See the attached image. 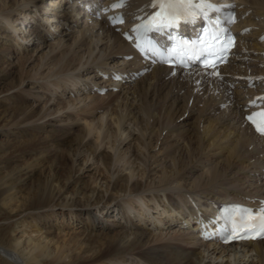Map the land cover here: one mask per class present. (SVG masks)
Returning a JSON list of instances; mask_svg holds the SVG:
<instances>
[{"label":"bare ground","instance_id":"1","mask_svg":"<svg viewBox=\"0 0 264 264\" xmlns=\"http://www.w3.org/2000/svg\"><path fill=\"white\" fill-rule=\"evenodd\" d=\"M135 1L134 8L145 7V0ZM242 1L260 19L250 22L258 36L264 31V0ZM0 2V19L4 20L7 27L16 31L14 24L17 21L19 27L22 23L29 25L25 29L27 34L17 37L22 39L20 43L32 42L36 37L43 40L37 46L38 50H34L40 52L34 59L41 61L39 67L28 75L23 74L22 70L18 72L17 83L9 88L18 89L3 98L9 105L0 120V217L14 219L23 225L28 223L30 228H36L21 231L22 234L12 240L14 246L0 242V256L5 264H264V240L246 242L240 247L231 244L225 248H217L211 243L200 244L197 235L190 228L192 234H177L172 231L170 235L175 234L174 240L165 241L167 237L162 232L150 233L144 227L132 223L129 212H133V207L125 213L131 227L117 219L111 224L110 221L115 218H100L102 213L109 212L113 201L119 204L111 212L118 209L121 202L129 204L135 201L140 210L138 215L142 217L149 209L146 208L149 206L143 204L155 197L160 199L158 203L153 199L154 205L151 206L156 216L151 215L148 224L155 225L153 228L158 231L161 228L156 223L162 224L163 229L166 227L164 220L168 225L173 219L182 215L186 217V210L176 203V199H181L182 196H197V203H202L204 198L221 202L237 200L236 196L241 193L251 197L264 191V179L256 174L255 169L258 165H264V146L260 141V150L257 149L256 138L237 121L239 116L236 110L220 109L219 101L206 99L208 96L202 99L198 94L203 90L201 87L190 79L179 78L180 75L165 76L168 72L165 68H154L150 74L134 81L117 83L114 85L119 87L116 93L106 96L107 92L102 98L90 94L89 97L92 98L74 95L64 102L60 98L48 97L46 102L53 104V108L26 105L27 99L18 94V91L26 92L25 87L28 84H38V79H47V84L53 85L55 89L59 88L56 91L71 92L69 88L64 89L62 86L78 85L89 93V83L97 84L98 71L108 65L116 66L123 58L119 57L112 62L108 60L113 55L122 56L130 51L116 32L104 27L95 32L91 28L85 30L79 22L76 37L63 34L54 42L44 45L42 43L49 39L50 29L40 24L32 26L28 23L35 20L33 12L38 7L35 5L39 4L38 0H23L24 3L16 0L11 3L8 0ZM77 2L78 0H71V3L49 0L47 6L51 7L43 11L42 18L51 22H60L71 18L70 16L75 18L76 13L72 11V7ZM27 10L29 17L18 20ZM48 11L52 13L46 14ZM42 26L46 29V33L42 32L45 36L39 30ZM17 40L12 38L10 43L15 41L19 44ZM253 44L255 49L264 50V42ZM44 48H48L46 52ZM33 54L18 58L20 68ZM2 55L1 60L6 63L1 69L4 72L11 64L9 58L14 55V49L7 48ZM255 61L264 62V58L255 57ZM241 63L246 68L250 67V63ZM90 66H94V72L80 77L81 72ZM9 71L2 74L0 84L2 77L10 74ZM69 71L76 78H66L69 81L65 82L63 73ZM62 76L63 84L59 82ZM185 76L191 77L192 74ZM41 85L39 83L38 87ZM4 91L7 89H2L0 93ZM214 95L218 97L219 93ZM87 100L90 101L86 102ZM76 105L81 106L80 109L70 111L69 117L81 116L89 121L78 123V119L67 118L66 114L60 116L65 108H74ZM192 113L193 116H199L192 121L196 126L185 128L187 118ZM208 115L216 116L219 126L224 127L215 131L214 123L204 120ZM200 120H204L202 124ZM63 121L75 123L77 127L74 129L71 125L65 128ZM91 135H95L93 140L89 139ZM67 137L74 146L71 150L68 149L72 152L71 165L65 162V155L57 150ZM132 140L134 144L120 151L126 142ZM102 145L106 148L101 149ZM78 154L86 155L81 165H86L90 158H95L103 165L109 174L108 179H99V183L101 180L104 183L103 189L81 181L79 171L72 166ZM200 166L205 167V171L194 176ZM253 180H257L256 184L251 182ZM101 185L102 183L99 186ZM103 191H110L106 200H103ZM16 194H19V200L16 199ZM125 195H128L125 199L129 198L130 201L115 197ZM12 199L15 201L11 203ZM166 205L170 208H166ZM171 207L181 209L182 215L173 218L169 215ZM56 215L63 216L59 222L62 219H66V222H78L77 218L82 217L83 221L80 223H84L87 233L72 234L66 239L63 237L65 234L62 236L54 229L42 232L39 221L47 217L56 219ZM163 215H166V219ZM56 226L60 229L59 225ZM132 227L134 228L131 229ZM33 232L34 235L38 232L40 235L32 238ZM81 235H84L82 239ZM51 243L55 244L53 248ZM199 248L202 249L198 251ZM217 251L220 256H216ZM44 256L49 257V260ZM219 258L222 259L219 261Z\"/></svg>","mask_w":264,"mask_h":264},{"label":"rangeland","instance_id":"2","mask_svg":"<svg viewBox=\"0 0 264 264\" xmlns=\"http://www.w3.org/2000/svg\"><path fill=\"white\" fill-rule=\"evenodd\" d=\"M1 1V0H0ZM10 3H11V1L12 0H8ZM47 1H49V0H38V3L39 4H35L36 6L38 5V7H36V9H35V11L33 12L34 13V16H35V20L34 21H32V26H40L41 24H42V22L38 19V17L39 16H41V17H44L42 14V12L43 11H45V9H47V8H49V7H51V5L49 6H47V4L49 3V2H47ZM16 2H19V3H24L23 2V0H16ZM1 3V2H0ZM19 3H17V5L16 6H18V4ZM34 5V4H33ZM15 6V7H16ZM53 6V5H52ZM28 11L29 10H27L26 12H24V16L22 17H19L18 18V20H20V19H23V20H25L26 18H27V16H28ZM36 14V15H35ZM39 15V16H38ZM50 15V14H49ZM29 17V16H28ZM71 18H66V19H64V20H62V21H65V22H67V23H69V25L64 29V28H62L61 30L59 29L58 30V28H60V24H59V26H58V28L56 29V30H53L52 32H51V38H49V39H46V41L44 42V43H42V44H50V43H52V42H54L55 40H56V38L57 37H60L61 35H63V34H65V35H70V36H75L76 37V34H78L79 32L77 31L78 29H79V27L77 26V20H75V18H73L72 16H70ZM72 20H74V22L72 21ZM50 21V20H49ZM72 21V22H71ZM71 22V23H70ZM5 22H4V20H2L1 21V19H0V77L2 76V74L6 71V70H10L9 72H10V74H8V75H6L5 77H2V80H1V84H0V91H2V89H7V91H4V92H1L0 93V120L3 118V115L5 114V109L8 107V101H6V100H3V98L5 97V95H8V94H11V92H13V91H16L17 89H18V87H16L15 88V90H10L9 88L11 87V86H13L15 83H17V77H18V74L20 73V72H22L23 71V74H26V75H28V74H32V73H34L35 72V69H37L38 67H39V65H40V63H41V61L40 60H38V61H35L34 59H35V55H37V54H40V52H34V50H38L37 49V46L41 43L40 41H43V40H41V39H37V37L36 38H34V40L32 41V42H28V41H26V42H24V41H22L21 43H20V40H22V39H20L19 40V38H17L18 36L20 37V36H23L24 35V31H25V29L27 28V26L25 25V24H21L20 26L21 27H19V24H18V21L17 22H15V24H14V27H15V30L16 31H14V30H12V29H10L9 27H7V25L6 24H4ZM28 23H31V22H28ZM37 23H38V25H37ZM44 23V22H43ZM59 23V22H58ZM40 24V25H39ZM44 25V24H43ZM58 25V24H57ZM76 25V26H75ZM43 27V26H42ZM18 28V29H17ZM47 28V27H46ZM58 30V31H57ZM17 31H18V33H17ZM19 31H21L20 33H19ZM25 32H27V31H25ZM42 33V32H41ZM26 34V33H25ZM43 34V33H42ZM44 35V34H43ZM45 36V35H44ZM56 36V37H55ZM15 37V38H14ZM12 38L14 39V40H17V42L19 43V44H17V43H15V41H12V43H10L11 42V40H12ZM47 42V43H46ZM7 48H12V50L14 49V55H12V57H10L9 58V60L11 61V64H10V66H7V68L5 69V71L3 72H1V69H3L5 66H6V63H4L3 62V60H1V57L3 56L2 54H3V52H5L6 51V49ZM47 49L48 48H44V51L46 52L47 51ZM34 53V54H33ZM33 54V57H31V59H29L23 66H21V68H20V64H18V58L20 57H23V56H29V55H32ZM80 54V53H79ZM78 54V55H79ZM114 57H116V58H114ZM119 57H122L120 54H116V55H113L108 61H110V62H112L113 60H118L119 59ZM19 58V59H20ZM12 65V66H11ZM37 65V66H36ZM92 67H94V66H90V67H86L81 73L82 74H80V77L84 74H89V73H91V72H94V70L92 69ZM20 68V69H19ZM19 70V71H18ZM22 70V71H21ZM25 70V71H24ZM29 70V71H28ZM19 72V73H18ZM64 75H65V82H68L69 80H67L66 78H71V76H74L73 75V72L72 71H69V72H65V73H63ZM71 74V76H69ZM83 79V78H82ZM13 80V81H12ZM46 80V81H45ZM45 80H37V82H39L40 83V85H41V83H42V85L40 86V87H38V84H35L34 86L32 85V84H28L26 87H25V89H26V92H23V93H21V92H19L18 91V94H20L22 97H25L27 100H26V105H28V104H32L33 105V107H51L52 106V108H53V104L52 105H50V104H48V102H46V99L49 97V99L51 98H53V99H55V98H60V99H62L64 102H66L67 100H69V99H71V98H73L72 96H74L75 94H73L72 96H69V94H68V92L69 91H56L57 89H59V88H56L55 89V87L53 86V85H49V84H47L48 83V81H47V79H45ZM45 81V82H44ZM59 82H61L62 84H63V76L59 79ZM25 83H26V81L23 83V85H25ZM48 86V87H47ZM34 87V88H33ZM62 88H64L63 86H62ZM65 89V88H64ZM70 90V89H69ZM76 95L77 96H79V97H83L84 96V98L85 97H88V98H92V97H89V94H86L85 92H83V90H80V88L78 87V89L76 90ZM29 93V94H28ZM71 93V92H70ZM113 92H108L107 93V95L106 96H108V94H112ZM100 96V95H99ZM102 97H104L103 95L101 96V98ZM35 99V100H34ZM90 100H87L86 102H89ZM46 102V103H45ZM85 102V103H86ZM154 103V102H153ZM46 104V105H45ZM45 105V106H44ZM82 105V104H81ZM79 107H81V106H79V105H76V107H74V108H70V109H67V108H65L64 109V111H61V113L62 114H60V116L61 115H65L66 114V116H67V118H71V119H78L79 121H78V123H81V122H87V121H89V119H85V118H82L81 116H76V117H73V116H71V117H69V113H70V111H72V110H77V109H80ZM179 113V112H178ZM74 115H75V112L73 113ZM77 114V113H76ZM199 115H200V113H199ZM184 116H187V115H185L184 114ZM199 116H198V114H196L195 116H193V113L187 118V120H188V122L186 123V126L187 127H185V128H188V127H192L193 128V126H196V124H192V121H194V119H196V118H198ZM216 116H210V115H208L204 120H210V121H212L211 123H214V130L216 131V129H217V131H218V129H219V127H224L223 125L222 126H219L220 125V122L219 121H217V119L215 118ZM203 120V121H204ZM215 120V121H214ZM203 121H201L200 120V123L202 124L203 123ZM70 121H63V124H64V126H65V128H68V127H70L71 125H72V128L74 127V129L77 127V125L75 124V123H69ZM175 123H177L176 121H175ZM216 123V124H215ZM79 125V124H78ZM191 125V126H190ZM67 126V127H66ZM183 128V127H182ZM186 130V129H185ZM214 131V132H215ZM189 132V131H188ZM187 132V133H188ZM21 135H23V133H20ZM172 135H174L173 133H172ZM94 136L95 135H91L90 137H89V139L90 140H93V138H94ZM2 137H0V139H1ZM161 138H162V136H161ZM69 139L70 138H68L67 137V139H65V141L61 144V145H59L58 147H57V150L59 151V152H61V153H63L64 155H65V162H67V164L68 165H71V157H70V154L72 153L71 151H69L68 149H72L74 146H72L73 144H71V142H69ZM132 145V144H134V140H132V141H130V142H126V144H124L125 146H123L122 148H120V151H124V149L126 148V146H128V145ZM182 144H184V142L182 143ZM54 146V145H53ZM122 146V145H121ZM103 148H106V146L105 147H103V145L101 146V149H103ZM67 149V150H66ZM70 149V150H71ZM68 151V152H67ZM66 152V153H65ZM125 152H126V150H125ZM129 155V153L126 155V157ZM26 157H28V156H26ZM86 157V155L85 154H78V155H76L75 156V158H74V161H75V163L72 165L73 166V168L74 169H77L79 172H78V174L80 175L79 177H81L80 179H81V181L82 182H86V183H88V184H90L91 183V186H95L96 185V188L97 187H99V189L101 190V189H103L104 188V183L102 182V180L100 181V183H99V179L102 177V179L103 178H106V179H108L109 178V174L107 173V171L103 168V165L100 163V162H98V161H96L95 160V158L94 159H92V158H90L88 161H87V163H86V165H81L82 163H83V159ZM76 164V165H75ZM65 166V164H63V167ZM205 167H203V166H200V169L199 170H197L196 172H194L195 174H194V176H197V175H200V172H204L205 171ZM126 172V171H125ZM95 178H97V179H95ZM63 179V177H61V180ZM95 179V180H94ZM138 180H140V177H138ZM145 180V179H144ZM64 182V181H63ZM102 183V185H101V187L99 186L100 184ZM153 183H154V181H153ZM69 189H72V187H70ZM169 191H173V190H169ZM103 200H106L107 198H108V196H109V194H110V191H108V192H104L103 191ZM144 193H149V192H144ZM140 194V193H139ZM141 194H143V193H141ZM19 196V194H16V199L17 200H19L20 199V197H18ZM115 197H117V199H120V198H124V200L125 201H130V199L128 198V199H125L126 197H128V195L126 196H115ZM135 198V197H134ZM161 198V197H160ZM163 198V197H162ZM153 199L155 200V202L156 203H158V201L160 200L159 198L158 199H155V197H153ZM153 199H151V202L150 201H148V202H150V205H149V207H146V208H149L151 211L153 210V214L151 213V211L148 209V210H146V212L145 213H143L144 215H146L147 214V212L148 213H151V215L154 217V216H156V214H155V210L154 209H152V207L151 206H153V204H154V201H153ZM15 200L14 199H12L11 200V203L12 202H14ZM117 201V200H116ZM145 202H147V201H145ZM147 202V203H148ZM147 203H145V204H147ZM118 204L119 203H115L114 201H113V203H111V205H110V207H109V212H107V213H102L101 215H100V218L102 217V219H106V218H110L111 217V219L112 218H115V220L114 221H110V223L111 224H113V222H115L116 221V219L117 220H120L124 225H130L129 227H131L132 225L131 224H129V222H126V220L128 219H126V215H125V213H126V211H128V210H130L129 208H131V207H133V210H131V211H133V212H129L131 215H130V218H131V220H132V223L134 222L135 224H137L138 226H142V227H144V228H149L148 230L147 229H144L145 231H147V232H162L163 234V236L164 237H167L166 239L167 240H165V241H172V240H174L173 239V236L175 235V234H172V236L170 235V233L172 232V231H175V233H177V234H179V233H183V234H188V235H190V234H192V232L193 231H188V232H186L187 230L186 229H181V228H172V226H168L169 228L167 229L166 227H164L163 229H162V227H163V225H162V227H161V229H159L158 231H157V229H155V228H152L151 227V225L153 226V224H148V225H146V223H144V222H142L143 221V219H144V215L141 217L142 218V221L141 222H138V220H137V218H138V212L140 211L138 208V203H136L135 204V201H133L132 203H129V204H127V203H122L121 202V205H119V207H117L118 209H115L114 210V212H111L112 210H113V207H115V206H118ZM129 205V206H128ZM138 207V208H137ZM135 210V211H134ZM132 215H134V217L132 216ZM169 215H170V213H169ZM57 217H56V219H49L48 217L47 218H44V219H41L40 221H39V226H42V229H41V231L43 232V231H45V230H49V231H51V230H55V232H60V234L63 236L64 234L66 235V237H65V235L63 236L64 238H68L70 235H80L81 233L83 234V233H87V230L85 229V225H84V223H80V222H82L83 221V219H82V217H79V218H77L78 220V222H66V219H62V221L61 222H59L60 220H61V218H63V216H60V215H56ZM166 218V217H165ZM72 219V218H71ZM159 219V218H158ZM47 220H48V222H47ZM58 221V222H57ZM137 222V223H136ZM12 223H14L13 225H11L10 226V224H12ZM79 223V224H78ZM131 223V222H130ZM168 223H169V221H168ZM140 224V225H139ZM56 225H59L60 226V229H57L56 227ZM49 226V227H48ZM129 227H127L128 229H129V232H130V228ZM134 227H132L131 229H133ZM22 229H24V230H22ZM30 229H36L34 226L33 227H31L30 228V226H29V224L27 223V224H25V225H23V224H20L18 221H15L14 219L12 220V219H4V218H2V217H0V242H2V243H4V244H7V245H13V243H14V241L12 242V240H13V238L14 237H18L19 235H21L22 234V232L21 231H28V230H30ZM180 232H179V231ZM26 231V232H27ZM12 232V233H11ZM167 232H169V233H167ZM33 235H31V237L32 238H34V236L36 237V236H39L40 235V233L38 232V233H35V235H34V232L32 233ZM37 234H39V235H37ZM68 234V235H67ZM166 234V235H165ZM172 237V239H171V237ZM24 237L26 236L25 234L23 235ZM68 236V237H67ZM83 236L84 235H81V239L83 238ZM61 238L62 237H60V239H59V241L61 240ZM80 238V237H79ZM168 238H170V239H168ZM26 239H28V238H25V240ZM23 240H24V238L22 239V242H23ZM53 244L51 243L50 244V246H51V248H53L54 246H55V244L52 246ZM14 246V245H13ZM238 248V247H237ZM236 248V249H237ZM200 249H202V248H199L198 249V251L200 250ZM218 251H220V249H218ZM217 251V254H216V256H220L219 254H220V252H218ZM216 253V252H215ZM240 253V252H239ZM1 257V256H0ZM43 258H46L47 260H49V257H43ZM222 258H219L218 260L220 261ZM229 260H231V259H229ZM224 261H225V259H224ZM0 264H5V261H4V259L1 257L0 258ZM80 264V263H79Z\"/></svg>","mask_w":264,"mask_h":264},{"label":"snow or ice","instance_id":"3","mask_svg":"<svg viewBox=\"0 0 264 264\" xmlns=\"http://www.w3.org/2000/svg\"><path fill=\"white\" fill-rule=\"evenodd\" d=\"M114 6H119V5H114ZM137 47H139V45H137ZM257 117H259L260 119L258 120ZM247 120L253 125L254 130L257 134L264 136V110L249 115L247 117ZM260 220H261V228L259 235H264V215L260 217ZM238 235L239 233L235 231L233 232V238H237Z\"/></svg>","mask_w":264,"mask_h":264}]
</instances>
